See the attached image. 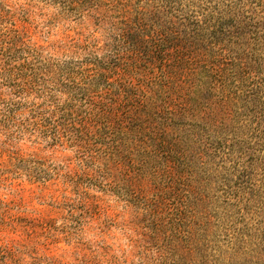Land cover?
I'll return each instance as SVG.
<instances>
[{
  "label": "rangeland",
  "instance_id": "374dc122",
  "mask_svg": "<svg viewBox=\"0 0 264 264\" xmlns=\"http://www.w3.org/2000/svg\"><path fill=\"white\" fill-rule=\"evenodd\" d=\"M99 3L101 14L85 0H0V93L11 39L53 69L85 64L155 0ZM225 72L204 71L192 92L186 73L139 72L135 83L149 73L167 85L114 120L129 141L111 172L72 147L0 132V264H264V68Z\"/></svg>",
  "mask_w": 264,
  "mask_h": 264
},
{
  "label": "trees",
  "instance_id": "16d2710c",
  "mask_svg": "<svg viewBox=\"0 0 264 264\" xmlns=\"http://www.w3.org/2000/svg\"><path fill=\"white\" fill-rule=\"evenodd\" d=\"M85 2L102 13L99 0ZM189 2L194 7L196 0H155L135 20L124 16L101 53L85 64L58 63L53 69L41 49L15 35L19 39L8 44L11 62L2 73L10 92L0 93V132L72 147L83 161L111 172L129 141L114 120L143 107V97L151 101L154 82L167 85L149 73L148 84L135 83L139 72L159 66L161 77L186 73L192 92L204 71L224 77L230 65L264 68V0H214L209 8L190 12ZM102 18L111 20L105 13ZM116 37L120 44H114ZM232 51L239 54L228 59ZM136 89L143 94L136 95ZM119 132L124 137L115 135Z\"/></svg>",
  "mask_w": 264,
  "mask_h": 264
}]
</instances>
